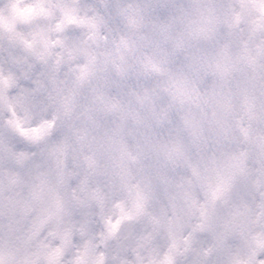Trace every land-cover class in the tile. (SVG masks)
Wrapping results in <instances>:
<instances>
[{"label":"clouds","instance_id":"obj_1","mask_svg":"<svg viewBox=\"0 0 264 264\" xmlns=\"http://www.w3.org/2000/svg\"><path fill=\"white\" fill-rule=\"evenodd\" d=\"M0 264H264V0H0Z\"/></svg>","mask_w":264,"mask_h":264}]
</instances>
